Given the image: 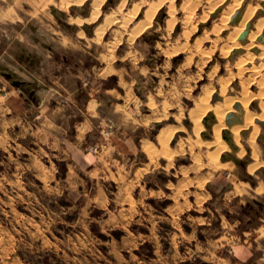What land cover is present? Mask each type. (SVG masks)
Wrapping results in <instances>:
<instances>
[{"label": "rangeland", "instance_id": "obj_1", "mask_svg": "<svg viewBox=\"0 0 264 264\" xmlns=\"http://www.w3.org/2000/svg\"><path fill=\"white\" fill-rule=\"evenodd\" d=\"M157 1L159 2V0H107L101 8L102 13L98 20L95 23H84L81 26L75 25L71 19L89 17L91 12L89 0L80 6L72 4L67 9L60 8V0H46V2H40L41 5L39 3L33 7L25 5V8L22 7L21 10L22 22L2 25V28L9 27L16 33L24 32L25 40L20 42L18 38L13 39V47L17 53L13 58L8 57L9 60L0 61L2 64L0 71H17L13 80L31 78L30 72L36 77L32 88H39L43 83L42 70L36 67L33 69H28L30 68L28 67L27 70L20 68L18 56L28 54L29 48L35 46L38 49H44L47 48L44 45L53 46L56 49L53 54L54 58L59 60L64 57L68 60V64L74 66L79 63L77 62L79 60H84V63L87 64H104L99 54L108 52L109 45L115 43V58H112L115 59V62L121 59L123 64L128 66L130 75H127V78L131 77L136 81L138 93L145 100L148 96L153 97L158 101L159 106L162 105V100L174 101L173 107L168 109L170 116L166 122L181 125L183 130L176 134L173 142L179 138H183L184 141L186 139L200 140L201 143L198 147L202 146L201 148L207 153L215 151L217 149L215 145L207 147L206 143L202 141L212 142L215 140L213 126L217 120L206 126L204 118L209 116L210 113H208L202 119L203 131L196 134L195 124L189 117L190 111L194 108L200 95L204 94L206 88L213 87L215 90L210 101L212 104L215 103L213 99L215 96L219 95L218 100L221 99V79L225 81L230 79L226 82V88H228L224 96H241L243 79L251 75L252 66L255 64L258 66L263 60L257 59L258 62L255 61L254 65H246L249 70L239 76V70L234 64L239 61L240 57L254 53L253 50H242L237 53L234 51L229 56L221 53L230 44L228 37L235 33L234 29L236 27L238 29L241 23L242 18L235 21L228 18L231 14L229 11L232 12L237 6V0H185V2L184 0H170L177 8H175L177 11L175 18L178 22L175 27L171 29L169 26L168 21L171 16L168 11L171 3L168 1L152 19L151 25L132 39V31L139 23L146 20L145 14L149 10L148 8L158 3ZM193 1H196V4ZM186 2L192 4L191 8ZM250 5L254 9L257 8L251 19V29L254 30V23L264 17V0H242L238 10L244 15ZM208 6H211V9L214 7L215 11L210 13L212 10ZM111 12L115 14L113 17L115 22L113 21L102 41L98 43L94 38V30ZM187 14L193 15L195 18L189 25L182 22ZM205 14L209 16L205 22H202V17H205ZM41 18L42 21H40ZM223 24L226 26H223L220 31L214 30ZM192 26L197 28L188 39L185 32H189L193 28ZM38 27H42L43 31L37 30ZM78 31L85 34L78 36ZM30 33H33L31 37ZM39 33H43L44 36H39ZM207 35L210 37V41H204L201 44V49L211 52V56L205 62L202 54L196 51L195 46L198 39ZM211 39L218 40L217 44ZM239 42L242 46H246L250 40L247 37ZM7 43V40L0 42V56L3 55L4 50H7ZM71 43L74 46H71ZM214 44H216V49ZM184 45L188 46V50L178 56L169 55V52L174 48ZM117 54L119 57L116 56ZM132 56L133 58H131ZM131 59L138 62L132 64L133 60ZM188 59L192 60L190 65H186ZM9 64L12 66L10 67ZM130 64L131 67H129ZM23 65L29 66L28 63ZM232 77L233 79H231ZM7 89L4 90L5 94H8ZM249 90L258 94L260 87L252 85L249 86ZM259 102L260 98L253 100L250 109L261 113ZM235 110L234 112L239 114L238 110ZM35 117L33 126L41 121V117ZM255 121L261 127L257 137L260 152L257 160L258 167L253 173L247 170L249 164L256 162L251 158L252 149L246 143L250 130H244L240 134L241 143L245 149V154L240 156L243 161L240 165L234 161V158L239 157L238 148L234 150L223 138L230 149L222 151L219 159L223 160L224 155H227L232 161L224 170V181L222 186L217 188V196L204 204V207L211 208L215 224L219 225L221 216H223L229 221V224L236 225L235 228L240 235L253 230L264 233V198H261L264 195V125L258 123V120ZM225 122L227 124L226 119ZM227 126L229 125L227 124ZM159 128L160 125L150 132L152 138L158 133ZM203 133L207 135L208 139L203 137ZM16 135L15 130L10 134L7 132L5 137L7 146L0 147V264H148L146 261L138 260V256L143 259L151 258L154 255L153 246L150 243H145L136 247L128 242H122L126 235L125 230L110 226L112 221L117 223L123 218L119 212L120 206L114 212L103 213L99 208H92L91 212H87L86 197L80 196L77 187L72 184V180H64L68 167L65 164H56L53 159H30L31 155L38 156L39 147L32 145L28 148L29 152L23 153L21 148L14 147L12 140ZM97 145H100L101 148V144ZM95 153L97 154L98 151ZM43 162L46 166L58 169L59 180L43 181ZM171 178L176 180L174 176ZM257 187L258 189H256ZM115 190L116 187L110 189L111 192ZM229 192L230 194L226 198V193ZM236 193H241V195L233 197ZM111 195L114 194L111 193ZM170 202L165 199L160 204L166 206ZM148 203L157 205L155 199L152 198L148 200ZM189 214L194 217L211 215L210 211L198 212L195 210L190 211ZM90 217L93 222H90ZM99 219L100 222H98ZM187 230L190 228L187 227ZM197 236L202 240L205 239V235L199 229ZM183 249L184 247L181 246V250ZM178 264H214V262L197 258Z\"/></svg>", "mask_w": 264, "mask_h": 264}, {"label": "crops", "instance_id": "obj_2", "mask_svg": "<svg viewBox=\"0 0 264 264\" xmlns=\"http://www.w3.org/2000/svg\"><path fill=\"white\" fill-rule=\"evenodd\" d=\"M21 1L17 6L14 0H0V42H8L7 50L0 56L2 62L17 53L14 38L25 40L24 32L2 28L4 24L22 22V7L34 6L31 0ZM37 30L43 31L42 27ZM44 46L47 48L34 46L27 50L28 54L18 56L20 68L42 70L43 83L39 88H32L36 77L30 72L31 78L20 76L23 84L17 86L0 71V147L7 146V132L15 130L14 147L21 148L23 153L29 152L32 145L39 147L38 156L31 155L30 159H53L56 164L68 167L64 180H72L80 196L86 197L87 212L92 208L114 212L120 206L123 218L117 223L112 221L110 226L125 230L122 242L136 247L145 243L153 246L154 255L146 259L138 256L140 261L178 264L200 258L214 264H264V233L253 230L240 235L236 225L229 224L223 216L220 224H215L211 208L204 207L217 196L224 170L232 159L224 155L223 160L213 162L209 157L213 151L207 153L202 146L198 147L199 140L179 138L173 142L183 130L181 125L166 122L173 100H162L161 106L153 97L145 100L138 93L136 81L127 78L128 66L121 59L117 64L111 59L116 51L110 45V54H99L104 64L79 60L74 66L64 57L54 58L53 46ZM131 60L132 64L138 62ZM27 63L29 66L23 65ZM35 116L41 117V121L33 126ZM158 125V133L152 138L150 132ZM105 131L110 134L104 136ZM202 135L208 139L205 133ZM97 144L101 148L96 154L90 147ZM234 144L238 153L240 147ZM236 160L243 163L240 157L234 158L235 163ZM54 180H59L58 169L43 162V181ZM112 187H116L113 192ZM238 195L241 193L233 197ZM150 198L157 205L149 204ZM165 199L171 202L161 206ZM192 210L210 211L211 215L194 217L189 214ZM90 220L93 222L92 217ZM198 229L205 235L204 240L198 238Z\"/></svg>", "mask_w": 264, "mask_h": 264}, {"label": "bare ground", "instance_id": "obj_3", "mask_svg": "<svg viewBox=\"0 0 264 264\" xmlns=\"http://www.w3.org/2000/svg\"><path fill=\"white\" fill-rule=\"evenodd\" d=\"M16 2V5H20L21 0H14ZM26 1V0H25ZM87 0H60L59 5L61 9H67L69 6H71L72 4L80 6L82 5L84 2H86ZM91 3V12L89 14V17L87 18H81V17H76V18H72L71 21L77 25V26H81L84 23L86 24H90V23H95L98 18L100 17L101 13H102V6L103 4L107 1V0H89ZM170 0H159L158 3L152 5L151 7H149L146 15V20H143L141 23H139V25L132 31V39L135 38L136 35H138L139 33H141L143 30H145V28H147L149 25H151V21L152 19L155 17V15L158 13V11L161 9V7ZM204 1V0H203ZM208 1V0H207ZM29 2V1H27ZM43 3L46 2V0H38V1H33L31 0V3L33 5L39 4V3ZM185 2V0H184ZM192 2V1H191ZM196 4V1H193ZM238 2L237 6H235V8L232 10V12L229 11L230 16L228 17L229 19L231 18V20L235 21V20H239L241 19V23L239 25V28L234 29V34H230L231 37H228L230 39V44L227 46V48L225 47L226 45L224 44V47L226 48V50L223 51V49L220 48V50H222L225 56H229L231 55L232 52L235 51V53L242 51V50H253L254 53H248L247 55H245L244 57H240L239 61L234 64L237 66L239 72L238 75L242 76L244 75V73L249 70V68L247 69L246 65H254L253 63L255 61L258 60H263L260 61L261 63L256 66V64L254 66H252V68L250 69L251 71V75L246 79H243V90H242V94L241 96H232V97H226L224 96L227 88H226V82L229 81L226 79V81L224 79H221L220 84H221V92H220V101L212 104L211 98L212 95L214 93L215 90H213V87L211 88H206L205 92L203 95H200L198 101L195 103L194 108H192L191 110V116L190 118L192 119L193 124H195V131L196 134H199L201 131H203V125H202V119L208 114V113H213L217 123L213 126V133H214V137L215 140L212 142H207L206 145L208 146H213L215 145L217 147V149L215 151H213L212 153H210L209 157L210 159H212L213 162H217L219 160L220 154L222 151L224 150H229V146L227 145V143L223 140L222 137V132L225 130H229L231 132V136L234 139V143H236L239 147H240V151L238 152L239 155L242 157L243 154H245V149L243 148V144L241 143V137L240 134L242 131L244 130H250L249 131V136H248V140L246 143H248L250 146V148L252 149V156L253 158H255V163L251 164L248 167V171L250 173H253L255 171V169L258 167V159H259V146L257 144V137L261 131V127L256 124L255 120H260V121H264V17L257 20L254 26V30L251 29V19L253 18L256 9L252 8L251 5L249 6V8L247 9V11L245 12L244 15L241 14V12L238 10V6L240 5V3L242 2V0H237L236 3ZM240 2V3H239ZM40 3V5H41ZM171 5L169 6V15L171 16V19L169 22V26L171 29H173L176 25V23L178 22L177 19L175 18V13L177 12L175 10L176 7H174V3L173 1H170ZM187 3V2H186ZM193 3V4H194ZM199 3V2H198ZM234 3V2H233ZM244 3V2H243ZM124 4V3H123ZM200 4V3H199ZM203 4V3H202ZM211 4V3H210ZM187 5H192L191 3L189 4V2L187 3ZM212 5V4H211ZM231 5V4H230ZM196 6V5H195ZM200 6V5H199ZM215 6H219V5H215ZM253 6V5H252ZM186 7V6H185ZM188 7V9H189ZM198 7V6H196ZM207 7V6H206ZM211 9V6H208ZM230 7V6H229ZM228 7V8H229ZM234 7V6H233ZM232 7V8H233ZM122 8V7H121ZM182 8V7H181ZM191 8V7H190ZM219 8V7H218ZM231 8V7H230ZM229 8V9H230ZM138 9V8H137ZM177 9V8H176ZM183 9V8H182ZM209 9V10H210ZM215 8L212 7V11L210 13H213L215 10ZM194 10V9H193ZM185 11V10H184ZM190 11V10H189ZM225 11V10H224ZM115 12V11H114ZM114 12H111V14L106 15V17L103 19V21L96 26L95 28V41L96 42H101L105 33L107 32V30L109 29V27L111 26V24L113 23V17H115V14H112ZM119 12V11H118ZM135 12V11H134ZM188 12V11H187ZM204 12V11H203ZM136 13V12H135ZM225 13V12H224ZM190 14V13H188ZM187 14V15H188ZM194 14V13H192ZM9 15V14H8ZM184 18V20L182 21L183 24L185 25H189L191 24L195 18L193 15H188ZM206 15V14H205ZM202 15V16H205ZM226 15V14H225ZM209 15H206L205 17H202V22L206 21V19L208 18ZM227 18V17H225ZM116 20V19H115ZM179 20V19H178ZM255 20V19H253ZM223 21V20H221ZM115 22V21H114ZM224 22V21H223ZM229 22V21H228ZM227 22V23H228ZM225 23V22H224ZM250 25L249 27V32H248V39L250 40V42L248 44H246V46H242L241 42H239L241 39V34L245 31L246 27ZM125 26V25H124ZM224 26V24L222 26H220V28H216L214 29L215 31H220L222 29V27ZM226 26V25H225ZM224 26V27H225ZM193 27V26H192ZM228 27V26H227ZM187 28V27H186ZM196 26H194L191 30L186 31L185 36L189 39L190 36L192 35V33L196 30ZM116 31V30H115ZM118 32V31H117ZM79 36H83L85 33H83L82 31L79 32ZM214 33V32H213ZM216 34V33H215ZM218 34V33H217ZM119 35V33H118ZM121 35V34H120ZM123 35V34H122ZM114 36V35H113ZM240 36V37H239ZM171 37V36H170ZM246 37V38H247ZM115 38V37H113ZM122 38V37H121ZM245 38V39H246ZM117 39V37H116ZM131 39V40H132ZM238 39H240L238 41ZM244 39V40H245ZM114 40V39H113ZM118 40V39H117ZM212 40V39H211ZM220 41V38L218 39ZM218 40H212L214 42H218ZM121 41V40H120ZM204 41H210V37L207 35L204 38L198 39L197 40V45L195 46V49L198 53L202 54V58L206 60L210 59L211 56V52H206L204 50L201 49V44H203ZM114 42V41H113ZM186 43V42H185ZM114 45L110 44V46L112 48H114L116 45L115 43H113ZM184 44V43H183ZM216 44H214V48L216 49ZM109 45V44H107ZM223 47V46H222ZM213 48V49H214ZM224 48V49H225ZM110 50V49H109ZM112 50V49H111ZM186 50H188V46L184 45V46H179L173 49V51L169 52V55H179L183 52H185ZM212 50V48H211ZM214 51V50H213ZM212 51V52H213ZM216 51V50H215ZM193 52V51H192ZM245 52V51H243ZM251 52V51H250ZM109 53V52H108ZM113 53V52H112ZM168 53V52H167ZM247 53V52H246ZM110 54V53H109ZM210 54V55H208ZM113 55V54H112ZM198 55V54H197ZM108 57V56H107ZM111 58V57H110ZM115 58V56H114ZM114 58H111L114 60ZM110 59V60H111ZM109 60V61H110ZM192 60L188 59V62L186 65H190ZM204 62V64H205ZM258 62V61H257ZM203 63V62H202ZM185 65V66H186ZM230 65V63H229ZM228 65V66H229ZM216 68V67H215ZM109 69V68H108ZM219 69V68H218ZM217 72V70L215 71V73ZM194 79V78H193ZM201 79V78H200ZM233 79V77L231 78ZM195 81V80H194ZM230 83V82H229ZM210 84V83H209ZM252 85H257L260 87V90L258 92V94H255L253 92H250L249 90V86ZM188 86V85H187ZM213 86V85H212ZM215 88V87H214ZM260 98V102H259V106L261 109V113H257L254 112L250 109V104L253 100ZM222 100V101H221ZM239 105L238 107V112L239 114L236 113L237 117L241 118V122L240 123H236L233 124L231 126H227L225 119L226 116L230 113V112H234L236 111L234 109L235 105ZM155 106V105H154ZM153 106V107H154ZM166 108V107H165ZM167 110V109H166ZM235 114V113H234ZM163 130V129H162ZM166 130V129H165ZM161 132V131H160ZM170 136V135H169ZM172 136V135H171ZM168 138V137H167ZM170 138V137H169ZM160 140V139H159ZM170 140V139H169ZM200 141V140H199ZM159 142V141H158ZM168 144V143H167ZM181 145V144H179ZM182 146V145H181ZM167 148V147H166ZM183 149V148H182ZM181 151V150H180ZM184 152V150H183ZM169 153V151H168ZM178 153V152H177ZM182 153V152H181ZM170 154V153H169ZM168 154V155H169ZM180 154V153H179ZM239 156V157H240ZM211 161V160H209ZM220 163V162H219ZM230 164V163H229ZM209 165V163H208ZM214 165V164H212ZM264 165V164H263ZM229 166V165H228ZM210 167H214L211 166ZM218 167V166H217ZM216 167V168H217ZM225 168V167H224ZM259 190H261L259 188Z\"/></svg>", "mask_w": 264, "mask_h": 264}, {"label": "water", "instance_id": "obj_4", "mask_svg": "<svg viewBox=\"0 0 264 264\" xmlns=\"http://www.w3.org/2000/svg\"><path fill=\"white\" fill-rule=\"evenodd\" d=\"M249 27H250V25H248V26H247V29L241 34V37H240L241 40H244V39L247 37L248 32H249ZM2 74H3L6 78L12 80V81L14 82V84L17 85V86H21V85L23 84V82H21L20 79H14V80H13V78H14L15 75H14V73H13L12 71H2ZM217 99H218V97L215 96V97H214V100L217 101ZM238 107H239L238 104L235 105V109H238ZM214 119H215V116H214V114L211 113V114H209L208 117L205 118L204 123H205L206 125H208V122H209L210 120H214ZM226 121H227V124H228L229 126H231V125H233V124L240 123V122H241V118L235 116L234 113H230V114L227 115V117H226ZM258 123H261L262 125H264V121H258ZM223 138L227 141L228 144L231 145V147H232L234 150L237 149V146H236V145L233 143V141H232V138H231V136H230V131H229L228 129H227L226 131L223 132ZM236 162H237V163H242V162H240L239 160H236Z\"/></svg>", "mask_w": 264, "mask_h": 264}, {"label": "built area", "instance_id": "obj_5", "mask_svg": "<svg viewBox=\"0 0 264 264\" xmlns=\"http://www.w3.org/2000/svg\"><path fill=\"white\" fill-rule=\"evenodd\" d=\"M109 134H110L109 131H105V132L103 133L104 136H108ZM99 149H100V145H95V146H93V147H90V150H91V151H94V152L99 151Z\"/></svg>", "mask_w": 264, "mask_h": 264}]
</instances>
